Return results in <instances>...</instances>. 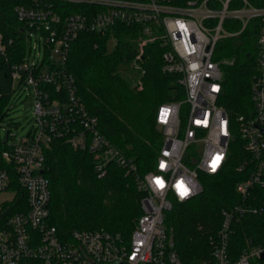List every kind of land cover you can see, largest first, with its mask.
<instances>
[{"label":"built area","instance_id":"obj_1","mask_svg":"<svg viewBox=\"0 0 264 264\" xmlns=\"http://www.w3.org/2000/svg\"><path fill=\"white\" fill-rule=\"evenodd\" d=\"M13 14L20 24L7 33L0 18V56L12 91L27 90L34 123L16 143L8 144L14 137L8 132L0 155L5 162L0 168V264H185L167 213L174 202L201 192L200 173L216 174L227 161L232 130L218 98L223 67L232 60L214 57L222 40L249 29L255 47L253 110L237 118L247 152L237 169L247 178L236 184L240 200L221 210L220 224L208 237L210 253L197 264H251L260 258L264 242L247 247L237 259L228 248L233 224L259 210L253 190H264V0H22ZM119 26L128 30L127 67L137 87L147 73L146 49L156 45L162 50V73L175 76L184 90L182 100L158 106L162 145L153 168L142 174L100 131L67 68L80 33L105 34ZM110 41L115 47V37ZM14 56L19 60L12 61ZM55 138L91 154L98 177L110 164L134 175L143 196L129 236L91 229L63 234L49 223L45 148Z\"/></svg>","mask_w":264,"mask_h":264},{"label":"trees","instance_id":"obj_2","mask_svg":"<svg viewBox=\"0 0 264 264\" xmlns=\"http://www.w3.org/2000/svg\"><path fill=\"white\" fill-rule=\"evenodd\" d=\"M20 3L22 0H0L3 32L20 24L13 14V7ZM125 31L127 28L119 26L105 34L80 33L72 44L67 68L87 110L97 117L100 131L142 174L153 168L162 145V133L155 122L157 108L165 102L182 100L184 90L175 76L162 73V50L156 45L146 49L149 57L142 88L133 87L123 74L131 57ZM112 37L117 44L108 50ZM214 58L232 60L223 67L218 98V104L229 113L232 138L222 170L216 174L200 173L201 192L189 201L174 202L167 213L166 223L173 229L175 247L185 264H197L209 255L208 237L220 224V212L240 200L235 186L247 178L246 171L237 169L247 158L237 118L253 110L250 96L255 64L253 33L249 29L239 37L222 40ZM11 60H19V56ZM12 93L8 67L0 56L1 120ZM5 146L0 139V155ZM45 160L49 167L50 224L63 234L74 229H91L129 236L141 214L143 196L132 173H127L123 166L110 164L106 175L98 177L91 154L57 138L45 148ZM4 167L0 156V168ZM253 194L257 198L253 205L259 210L233 224L228 248L232 259H237L247 247L264 242V190L255 189ZM251 264H264V260L256 257Z\"/></svg>","mask_w":264,"mask_h":264},{"label":"rangeland","instance_id":"obj_3","mask_svg":"<svg viewBox=\"0 0 264 264\" xmlns=\"http://www.w3.org/2000/svg\"><path fill=\"white\" fill-rule=\"evenodd\" d=\"M114 43L109 42L107 48L112 50ZM122 70L123 74L131 80L133 87H137L135 75L128 70ZM141 89L142 86L137 87ZM34 123L31 99L27 90L17 88L9 97L7 108L5 109L4 119H0V139L5 140L6 134H13L14 137L8 140V144L16 143L25 136ZM8 130V131H7Z\"/></svg>","mask_w":264,"mask_h":264},{"label":"snow or ice","instance_id":"obj_4","mask_svg":"<svg viewBox=\"0 0 264 264\" xmlns=\"http://www.w3.org/2000/svg\"><path fill=\"white\" fill-rule=\"evenodd\" d=\"M219 158H217V160H218ZM213 167H215V164L213 165ZM182 195H185V194H187V190H184V192H182L181 193Z\"/></svg>","mask_w":264,"mask_h":264},{"label":"water","instance_id":"obj_5","mask_svg":"<svg viewBox=\"0 0 264 264\" xmlns=\"http://www.w3.org/2000/svg\"><path fill=\"white\" fill-rule=\"evenodd\" d=\"M260 259H261V260H264V251L261 253V255H260Z\"/></svg>","mask_w":264,"mask_h":264}]
</instances>
